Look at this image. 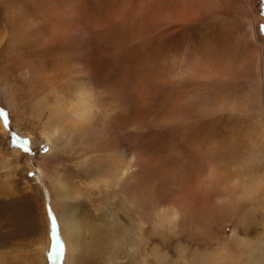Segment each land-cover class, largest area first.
Wrapping results in <instances>:
<instances>
[{"label":"rangeland","instance_id":"374dc122","mask_svg":"<svg viewBox=\"0 0 264 264\" xmlns=\"http://www.w3.org/2000/svg\"><path fill=\"white\" fill-rule=\"evenodd\" d=\"M77 52L95 66L112 130L86 147L64 128L52 154L42 134L50 87L68 97L69 82L83 80ZM0 112V264H67L60 224L51 228L63 206L86 224L75 264H254L246 255L264 242V0H0Z\"/></svg>","mask_w":264,"mask_h":264},{"label":"bare ground","instance_id":"6f19581e","mask_svg":"<svg viewBox=\"0 0 264 264\" xmlns=\"http://www.w3.org/2000/svg\"><path fill=\"white\" fill-rule=\"evenodd\" d=\"M14 20L17 22L18 29L20 30L22 28V22H21L22 19L20 18L19 15H17V19H14ZM20 32L22 34H24L21 30H20ZM78 37L76 36L75 39L74 38L72 39V40H75L77 42V44H78ZM80 37L83 38V36H80ZM75 41H74V43H75ZM79 42L81 43V41H79ZM78 49H79V47H78ZM82 54L77 52V58H75L76 63L74 64V68L77 69L79 74L83 75V80H79L76 77V78H73L71 80V82H69V85H68L69 95H68V97L65 96L61 92H57V90L54 87H50L52 90L51 94L53 96H55L54 97L55 104L54 105L52 104V107L53 106L54 107L48 110V111H51V114H50V117L48 119L49 121L46 123V126H45L42 134H43L46 142L48 143L49 148H50V152L52 154H54V152L57 151L59 148L58 147V143H59L58 141L60 140V137L64 136L66 134V131L64 130V128L72 127L74 129H77V135L79 138H81V143H84L83 145H86L87 141L90 142V139L95 140L92 137L95 134L97 135L99 140L101 139L100 141L104 140L105 144H106V142L108 140L107 138L109 137V131L112 130V123H113L112 118H111L112 112H111V110H109L107 108V104L104 103L101 96L98 94L99 79H98V75L96 73L95 66H93L90 63V61L86 58V56H82ZM29 77L33 80L38 78V79H43L45 81L46 74L44 72L35 71ZM49 93H50V91H49ZM44 110H45V107L43 106V104L38 103V107H37L38 114ZM97 128H99V129H97ZM1 129H2V127H0V130ZM115 132L119 135V137L122 139V141H124V133L120 132V131L119 132L115 131ZM110 143H111V141H110ZM66 145H70V140L66 142ZM89 145H88V148H89ZM83 147H85V146H83ZM86 147H87V145H86ZM130 157H131V159L133 158L132 156H129V159H130ZM135 159H136V157H135ZM52 177H55V176H52ZM52 180H53V178H52ZM63 185H65V184L61 183L60 179L58 177L55 180V183L53 184L54 190L56 192V199L59 200V202H62V204L63 203L65 204V202L70 201V199L72 197L70 196L71 194H69L67 188L64 187ZM249 191H247L248 195H249ZM243 194L245 195V192H243ZM56 216L58 217V223L60 224L59 228L61 229V237H62L61 239H62L63 244H64L65 262L67 264H75V257L77 255L79 249H80V247H79L80 245H78L77 243L78 242L80 243L82 237L85 236L83 226L86 224L83 223L84 225L82 226V224H81L82 222L80 223L78 220L76 221L74 214L71 213V211L65 206H63V208L61 209L60 214L56 215ZM178 219H179V215L177 213H173L170 216L168 223H170L173 226L174 224H177ZM157 220H156V222H157ZM160 221H161V219H160ZM153 222H155V221H153ZM142 223H141V225H142ZM145 224H143V225H145ZM154 226H155V224H154ZM157 226H159V224ZM139 227H140V225H139ZM175 227H176V225H175ZM136 230H137V228H136ZM234 232L235 233H233L232 239H236L238 246H241V244L244 245L245 243H247V241L245 239H242V240L238 239L236 231H234ZM120 238L122 239V237H120ZM131 241H132V239H129V242H131ZM124 242L128 243V240H124ZM263 243L258 248L254 249L253 251H251V252L249 251V253L246 255V256H248L247 258H249L254 264H264V244ZM121 246H123V245H121ZM227 247H229V246H227ZM250 247H252V244ZM242 248H243L242 250L246 251V247H242ZM252 249H253V247H252ZM249 250H250V248H249ZM247 252H245V253H247ZM229 253H230V251H229ZM246 256H244V257H246ZM115 257H113L112 260L110 259L111 261L108 259V261H107L108 264H114ZM249 259H247V260L250 261ZM116 260H117V258H116ZM227 260H231L229 258V256H219L218 258H216V256H215V260L210 261V262H211V264H229V262Z\"/></svg>","mask_w":264,"mask_h":264},{"label":"snow or ice","instance_id":"6c2138e0","mask_svg":"<svg viewBox=\"0 0 264 264\" xmlns=\"http://www.w3.org/2000/svg\"><path fill=\"white\" fill-rule=\"evenodd\" d=\"M0 116H3L4 121H5V126H7L8 114L7 113L0 112ZM23 143L25 145H27V142L26 141L23 142ZM25 151L28 152L29 149L27 147H25ZM51 228H52L53 234H55L57 232V230H58V221H57V218L54 215L51 217ZM57 242H58V244L60 243L59 240ZM61 248H62V246H61Z\"/></svg>","mask_w":264,"mask_h":264}]
</instances>
